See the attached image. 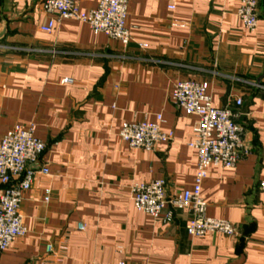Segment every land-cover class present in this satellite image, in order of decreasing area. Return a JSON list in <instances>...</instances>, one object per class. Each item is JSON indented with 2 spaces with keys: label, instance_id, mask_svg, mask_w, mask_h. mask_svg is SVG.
<instances>
[{
  "label": "crops",
  "instance_id": "crops-1",
  "mask_svg": "<svg viewBox=\"0 0 264 264\" xmlns=\"http://www.w3.org/2000/svg\"><path fill=\"white\" fill-rule=\"evenodd\" d=\"M43 1L0 0V138L34 123L46 143L21 204L27 234L0 264H264V0L253 32L236 14L241 0H132L129 45L74 19L42 31ZM178 79L206 82L216 107L239 113L251 154L211 167L202 189L208 215L233 223L235 237H192L189 211L166 222L134 207L136 182L164 178L168 196L193 185L197 117L171 100ZM159 114L173 141L144 151L120 137L123 123Z\"/></svg>",
  "mask_w": 264,
  "mask_h": 264
},
{
  "label": "built area",
  "instance_id": "built-area-1",
  "mask_svg": "<svg viewBox=\"0 0 264 264\" xmlns=\"http://www.w3.org/2000/svg\"><path fill=\"white\" fill-rule=\"evenodd\" d=\"M131 2L100 0L95 9L84 11L77 0H44L42 10L51 18L41 26V30L51 33L59 20L74 19L88 24L95 34H105L123 45H129L132 40L128 24ZM236 14L247 30L255 31L259 23V1L241 0ZM141 47L147 45L141 44ZM64 81L69 82V79ZM170 98L187 114L197 117L194 138L188 143L197 155L194 182L191 188L173 196L167 195L164 178L136 182L131 186L134 207L155 219L163 215L166 222L174 219L176 210L189 211L186 229L192 237L209 234L235 237L238 232L233 223L208 215V203L202 196V189L211 167L234 168L251 154V148L244 141V128L238 121L239 113L232 108L216 107L208 84L193 79L176 80ZM236 104L242 105V99L238 98ZM162 120L159 114L154 121L125 122L119 135L132 149L154 151L160 144L174 140V131H164ZM45 151L46 143L36 135L34 123L27 127L15 124L0 138V183L3 185L0 193V251L7 250L16 238L27 234L21 204L25 193L34 184L38 172L36 166ZM40 172L48 174L49 167L42 166ZM259 186L264 193V180ZM50 195L51 190L48 189L45 201L50 200ZM84 228V225H79V229ZM47 249L51 252L52 245L49 244ZM116 264L142 263L120 259Z\"/></svg>",
  "mask_w": 264,
  "mask_h": 264
}]
</instances>
